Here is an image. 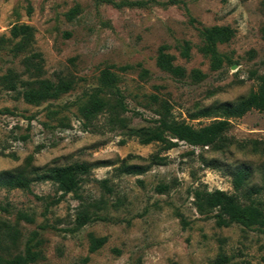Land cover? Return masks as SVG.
I'll list each match as a JSON object with an SVG mask.
<instances>
[{
  "label": "rangeland",
  "instance_id": "rangeland-1",
  "mask_svg": "<svg viewBox=\"0 0 264 264\" xmlns=\"http://www.w3.org/2000/svg\"><path fill=\"white\" fill-rule=\"evenodd\" d=\"M14 26L33 30L23 52L15 49ZM211 26L234 32L216 47L223 57L217 70L198 50V29ZM184 41L191 44L188 60L178 50ZM161 51L174 56L185 78L157 67ZM34 52L44 61L41 78H64L73 87L32 105L0 82V174L32 178L33 170L72 164L90 171L75 194H62L51 181L33 182L25 191L0 188L6 209L0 219L18 230L13 241L3 236L0 259L23 253L35 232L42 257L32 264H264V230L218 227L214 213L199 214L192 197L194 188L205 186L264 209V114L251 110L232 118L215 146L179 143L162 150L110 129L103 115L83 124L78 111L110 68L119 76L131 128L155 119L146 108L151 94L168 101L176 121L209 124L214 118L193 114L237 103L264 75V0H0V78L12 70L31 80L21 61ZM192 70L204 77L194 80ZM132 168L140 173H127ZM238 169L249 176L236 192L231 181ZM84 211L90 219L80 225ZM101 238L104 245L90 252L91 239Z\"/></svg>",
  "mask_w": 264,
  "mask_h": 264
},
{
  "label": "trees",
  "instance_id": "trees-1",
  "mask_svg": "<svg viewBox=\"0 0 264 264\" xmlns=\"http://www.w3.org/2000/svg\"><path fill=\"white\" fill-rule=\"evenodd\" d=\"M12 39L16 40L15 49L23 52L33 43V30L28 26H14L11 31ZM198 33L202 40L199 52L210 60L213 70L221 67L222 59L216 50L220 44L228 43L234 36V32L228 26L201 27ZM180 56L184 59L190 58L191 44L188 41L178 46ZM174 56L161 51L157 57V67L175 78H185L186 70L174 64ZM43 58L40 53L34 52L23 57L21 63L24 73L32 79H22V74L9 70L0 78L5 90L14 92L17 97L22 98L26 103L39 105L41 103L56 100L66 94L73 87V82L64 78L56 81L41 78L43 75ZM114 68V67H112ZM130 67H120L119 71H125ZM146 70H141L145 76ZM194 80L200 81L204 76L198 70H192L189 74ZM119 76L110 70L105 69L100 78L101 87L91 93L88 98L78 107L83 124H90L98 116H105L106 125L110 129L126 130L131 137L138 139L142 145L158 144L162 150H170L185 143L193 147H211L225 139V134L230 129L232 118H239L251 110L264 114V75L256 77L258 82L257 90L250 93L246 98L237 103H222L193 114L192 119L214 118L209 124L195 128L185 122H178L174 119L171 106L167 100L160 98L157 94L147 97V109H150L155 116L151 125L141 128H131L130 118L125 114L128 112L125 99L117 88ZM137 115V114H136ZM90 167L85 164H72L65 167H56L38 173L33 170V177L26 178L21 173L4 172L0 174V188L8 190H28L33 182L51 181L57 185L62 194L76 193L83 176H87ZM127 173H140V170L132 168ZM247 169H238L232 174V187L234 191L241 190L248 179ZM162 186L159 191H165ZM194 207L201 215L214 213L216 225L227 227L230 224H237L245 228H257L264 230V209L256 202L241 204L236 194H229L222 190L209 191L205 186L192 190ZM0 211L6 209L0 206ZM80 225L89 221L87 212L78 215ZM18 230L8 222L0 219V246L3 236L11 241L16 239ZM37 234H33L26 244L23 253L14 256L10 260L0 259V264H32L41 257ZM36 240V241H35ZM105 238L91 239L90 252L96 251L105 243ZM34 242V243H33Z\"/></svg>",
  "mask_w": 264,
  "mask_h": 264
}]
</instances>
